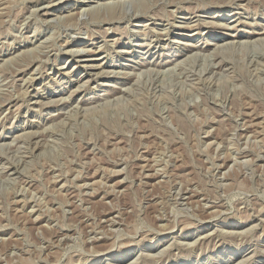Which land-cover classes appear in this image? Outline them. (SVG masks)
<instances>
[{
    "label": "rangeland",
    "instance_id": "1",
    "mask_svg": "<svg viewBox=\"0 0 264 264\" xmlns=\"http://www.w3.org/2000/svg\"><path fill=\"white\" fill-rule=\"evenodd\" d=\"M97 1L0 0V264H264V0Z\"/></svg>",
    "mask_w": 264,
    "mask_h": 264
},
{
    "label": "bare ground",
    "instance_id": "2",
    "mask_svg": "<svg viewBox=\"0 0 264 264\" xmlns=\"http://www.w3.org/2000/svg\"><path fill=\"white\" fill-rule=\"evenodd\" d=\"M99 1V0H98ZM97 1V3H99ZM86 3V2H85ZM91 3V2H90ZM89 4V3H88ZM87 6H89V5H87V4H82V6L81 7H87ZM127 6V5H126ZM80 7V8H81ZM138 9V8H137ZM83 11V10H82ZM84 13V12H83ZM137 13V12H136ZM140 12H138V14H139ZM47 14H48V12H47ZM120 17V16H119ZM79 20V19H78ZM189 45H191V44H189ZM35 70V69H34ZM30 76V75H29ZM221 101V100H220ZM216 104V103H215ZM222 106V105H221ZM224 108V107H223ZM205 109V108H204ZM225 110V109H224ZM250 114V113H249ZM248 115V114H247ZM234 116V115H233ZM197 117V116H196ZM252 117V116H251ZM224 118V117H223ZM198 119V118H197ZM165 120H166V118H165ZM195 120V119H194ZM235 120V119H234ZM247 121V120H246ZM135 129V128H134ZM248 135V134H247ZM107 136V135H106ZM252 136V135H251ZM109 141V140H108ZM214 141V140H213ZM245 149V148H244ZM164 157V156H163ZM236 157V156H235ZM171 158V157H170ZM230 158H232V157H230ZM155 162V161H154ZM245 162V161H244ZM171 165V164H170ZM124 166V165H123ZM167 166V165H166ZM154 167V166H153ZM163 167V166H162ZM52 168V167H51ZM55 169V168H54ZM78 169V168H77ZM98 169V168H97ZM163 169V168H162ZM231 169V168H230ZM159 170V169H158ZM114 172V171H113ZM118 172V171H117ZM141 172V171H140ZM104 173V172H103ZM154 173H155V171H154ZM159 173V172H158ZM69 174V173H68ZM77 174V173H76ZM93 175V174H92ZM77 176V175H76ZM154 176V175H153ZM223 176V175H222ZM102 177V176H101ZM143 177V176H142ZM82 179V178H81ZM58 181V180H57ZM72 181V180H71ZM68 182V181H67ZM72 183V182H71ZM94 183V182H93ZM62 185V184H61ZM87 185H89V184H87ZM91 185V184H90ZM77 186V185H76ZM79 186V185H78ZM85 186V185H84ZM60 187V186H59ZM69 187V186H68ZM60 191V190H59ZM33 193V192H32ZM17 194V193H16ZM36 196V195H35ZM33 196H31V198H32ZM183 198V197H182ZM29 201V200H28ZM69 203V202H68ZM204 204V203H203ZM25 205V204H24ZM75 205V204H74ZM207 206V205H206ZM39 207V206H38ZM221 212H223V211H221ZM218 214V213H217ZM157 216V215H156ZM39 219V218H38ZM106 220V219H105ZM171 227V226H170ZM173 228V227H172ZM61 229V228H60ZM164 229V228H163ZM170 232V231H169ZM240 233V232H239ZM89 234V233H88ZM229 235V234H228ZM239 235H241V234H238V236ZM65 236V235H64ZM243 236V235H242ZM246 236V235H245ZM63 237V236H62ZM92 238V237H91ZM200 238V237H199ZM204 238H207V236H205ZM203 238V239H204ZM87 239V238H86ZM239 239V238H238ZM98 240V239H97ZM92 242V241H91ZM116 244V243H115ZM117 245V244H116ZM99 246V245H98ZM193 247V246H192ZM110 248H112V245L111 246H109V247H105L104 249H101L100 251H102V252H108L109 250H110ZM222 256V255H221ZM221 256H219V258L217 259H214L215 261H217V264L221 261V260H223L222 259V257ZM229 257V256H228ZM231 257V256H230ZM49 258V257H48ZM226 258V257H225ZM224 258V259H225ZM157 259V258H156ZM219 261V262H218ZM222 262V264H223V262L224 261H221ZM219 264H221V263H219ZM236 264V263H235Z\"/></svg>",
    "mask_w": 264,
    "mask_h": 264
}]
</instances>
